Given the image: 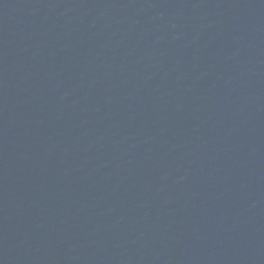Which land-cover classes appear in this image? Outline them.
I'll list each match as a JSON object with an SVG mask.
<instances>
[{
	"label": "water",
	"instance_id": "obj_1",
	"mask_svg": "<svg viewBox=\"0 0 264 264\" xmlns=\"http://www.w3.org/2000/svg\"><path fill=\"white\" fill-rule=\"evenodd\" d=\"M0 264H264V0H0Z\"/></svg>",
	"mask_w": 264,
	"mask_h": 264
}]
</instances>
